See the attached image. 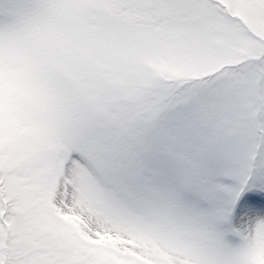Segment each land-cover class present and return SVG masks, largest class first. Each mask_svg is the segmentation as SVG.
I'll return each mask as SVG.
<instances>
[{
	"label": "snow or ice",
	"instance_id": "snow-or-ice-1",
	"mask_svg": "<svg viewBox=\"0 0 264 264\" xmlns=\"http://www.w3.org/2000/svg\"><path fill=\"white\" fill-rule=\"evenodd\" d=\"M0 264H264V0H0Z\"/></svg>",
	"mask_w": 264,
	"mask_h": 264
}]
</instances>
